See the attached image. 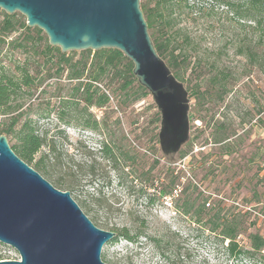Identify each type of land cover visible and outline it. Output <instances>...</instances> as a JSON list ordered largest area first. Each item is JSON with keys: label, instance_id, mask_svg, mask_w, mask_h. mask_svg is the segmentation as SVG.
I'll list each match as a JSON object with an SVG mask.
<instances>
[{"label": "rangeland", "instance_id": "1", "mask_svg": "<svg viewBox=\"0 0 264 264\" xmlns=\"http://www.w3.org/2000/svg\"><path fill=\"white\" fill-rule=\"evenodd\" d=\"M238 4L248 5L246 0H172L173 21L162 35L171 42L162 58L187 89L190 105L189 139L172 162L160 150V121L153 122L159 111L147 90L132 103L136 92L120 93L119 102L126 100L121 107L111 98L103 108H85L70 99L76 82L68 80L66 72L60 78L46 77L43 60L34 54L42 50L43 41L22 42V48L4 45L0 73L19 78L40 63L35 82L43 80L37 89L21 88L12 95L9 104L20 107L0 112V131L20 114L62 148L66 165L72 167V198L96 226L117 234L102 247L101 259L107 264H264V248L252 250L246 238L249 232L264 237V31L252 19L237 15ZM148 32L152 41L160 40L157 27ZM17 37L13 33L7 40ZM48 53L54 61L56 52ZM63 53L76 61L82 50ZM94 120L97 128L91 127ZM6 137L16 150L13 135ZM102 142L117 153L128 151L134 160L120 157L114 168L100 152ZM91 163L94 170L89 172ZM171 175L177 178L169 187ZM163 188L169 193L161 194ZM202 199L210 206L222 200L221 214L245 211V229L237 237L241 255H229L226 242L219 243L193 223L192 210L183 213ZM122 228L142 234L131 242L118 235ZM162 235L168 238L169 259L159 255L153 242ZM17 257L15 249L0 243V260Z\"/></svg>", "mask_w": 264, "mask_h": 264}, {"label": "water", "instance_id": "2", "mask_svg": "<svg viewBox=\"0 0 264 264\" xmlns=\"http://www.w3.org/2000/svg\"><path fill=\"white\" fill-rule=\"evenodd\" d=\"M0 9L20 12L62 52L120 50L160 113L163 156L176 160L189 138L188 91L158 54L140 0H0ZM116 235L96 226L69 191L54 187L0 134V243L19 255L0 264H107L102 247Z\"/></svg>", "mask_w": 264, "mask_h": 264}, {"label": "trees", "instance_id": "3", "mask_svg": "<svg viewBox=\"0 0 264 264\" xmlns=\"http://www.w3.org/2000/svg\"><path fill=\"white\" fill-rule=\"evenodd\" d=\"M246 1L247 6L236 5L237 15L241 18L252 19L255 26L259 30L263 29L264 31V0ZM140 6L148 29L157 27L161 35L160 40L158 41V38H155L153 43L158 54L162 57L163 51L169 49L171 42L169 37L162 35L166 33L165 31L168 27H171L173 21L172 0H140ZM250 9H252L251 13H249ZM13 33H18V37L9 42L7 38ZM20 35L23 36V41L18 40ZM28 41H43L42 50H35L34 54H38V57L43 60L41 63L46 67V77L60 78L66 72V78L76 82L70 99L72 101L74 99L78 100L76 102H83L85 108L90 106L103 108L110 102L111 98L116 99L117 104L115 107H121L126 100H123L122 103L119 102V94L127 95L131 90L136 92V96L130 103L147 94L146 89L138 84L136 77L132 73V62L120 50L116 48L86 49L82 50L78 60L73 61L58 46L50 45L47 36L41 29L27 26L25 17L15 12L8 14L0 9V54L6 43H17L16 48H22L26 46L23 43L27 44ZM173 49L170 50L171 57H173ZM51 51L56 52L54 61L49 60L50 54L48 52ZM248 55L250 61H253L254 53L249 51ZM170 64L173 65L172 62ZM40 72L41 64L37 63L32 70L33 74L25 69L19 78L0 73V112L3 115L20 107V104H9L12 101V95L16 94L17 90L21 88L30 90L31 87L37 89L41 86L42 78L35 82ZM101 86L104 87L103 90ZM106 90L111 94H107ZM59 117V119H62L61 116ZM158 121H160V114L156 113L153 122ZM17 124L19 127L16 130L14 127ZM91 127L97 128L98 122L94 120ZM0 134L13 135L16 139V150H12L54 187L69 192L73 189L75 184L71 174L72 167L66 165L62 148L58 147L54 141H49L46 135L32 124L31 120H21L20 114L12 116L7 126L2 124ZM155 135L154 133V138ZM221 140L223 139H215L214 141L221 142ZM100 152L105 158L112 161L114 168L117 167L120 157L123 161L132 162L134 160V156L130 155L128 151L122 152L119 150L120 153H117L113 146L107 142H102ZM77 167L78 165L75 164V169ZM152 167L153 165L148 169V172ZM87 169L92 172L94 170L93 163L88 164ZM80 170H82L81 167ZM176 178L177 176L171 175L167 185L169 187L174 185ZM151 185H153L152 182ZM160 193L164 195L169 192L166 188H163ZM205 200L202 199L197 206L194 202L191 203L189 207L183 210V213L189 214L192 210L190 217L193 219V223L205 227L208 234L217 238L219 243L223 244L226 242L225 250L229 255H241L243 250L239 246L237 237L245 229L244 226L247 221L245 211L236 216L221 214L222 200H217L211 206L210 203L205 206L207 203H205ZM141 234L142 232H136L131 235L127 228H122L118 231L119 236L131 242H136ZM246 238L252 250L260 251L264 248V237L259 233L249 232L246 234ZM153 242L159 255L169 259L168 238L162 235L153 239ZM174 264L183 263L175 262Z\"/></svg>", "mask_w": 264, "mask_h": 264}, {"label": "built area", "instance_id": "4", "mask_svg": "<svg viewBox=\"0 0 264 264\" xmlns=\"http://www.w3.org/2000/svg\"><path fill=\"white\" fill-rule=\"evenodd\" d=\"M208 205H209V202L206 203V206H208ZM17 259H19V255H18Z\"/></svg>", "mask_w": 264, "mask_h": 264}, {"label": "flooded vegetation", "instance_id": "5", "mask_svg": "<svg viewBox=\"0 0 264 264\" xmlns=\"http://www.w3.org/2000/svg\"><path fill=\"white\" fill-rule=\"evenodd\" d=\"M159 114H160V113H159ZM188 139H189V138H188ZM187 141H188V140H187ZM187 141H186V142H187ZM178 152H179V151H178ZM178 152H177V153H178ZM177 153H176V154H177Z\"/></svg>", "mask_w": 264, "mask_h": 264}]
</instances>
